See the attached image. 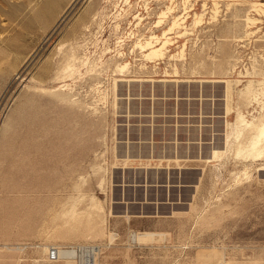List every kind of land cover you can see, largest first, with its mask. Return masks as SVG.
Instances as JSON below:
<instances>
[{"label":"rangeland","instance_id":"rangeland-1","mask_svg":"<svg viewBox=\"0 0 264 264\" xmlns=\"http://www.w3.org/2000/svg\"><path fill=\"white\" fill-rule=\"evenodd\" d=\"M174 16L181 26L167 30ZM152 36L169 39L165 58L137 47ZM128 206L178 213L170 240L130 246L125 218L108 216ZM108 217L122 250L112 264L128 251L130 264H220L224 248L231 264H253L264 0H0V258H20L6 242L99 244Z\"/></svg>","mask_w":264,"mask_h":264},{"label":"bare ground","instance_id":"bare-ground-1","mask_svg":"<svg viewBox=\"0 0 264 264\" xmlns=\"http://www.w3.org/2000/svg\"><path fill=\"white\" fill-rule=\"evenodd\" d=\"M255 3H257L256 1H253ZM173 8L172 7H168V10L167 11H164L161 13V16H166L168 12L172 11ZM199 17V16H198ZM174 21L170 24L169 28L167 30H176L177 28H179L181 26V22H180V19L179 17L177 16H174L173 17ZM197 19V18H196ZM254 20L256 19H252L248 16V21L249 22H255ZM162 20L160 19L159 22H161ZM201 21V19L199 20H196V23H199ZM159 26V25H158ZM166 30V31H167ZM166 31L164 32V34H166ZM169 32V31H168ZM146 38V37H145ZM148 38V37H147ZM153 38H156L157 41L159 40V36H152L150 39H147L146 41L142 42V41H139L137 44V47L139 46V48L142 49L143 51V54L145 56V58L147 59H163L165 58V54H166V51L165 49L167 50V44H169V39H166L165 41H161L158 44H155V42L153 41ZM165 38V37H164ZM142 40V39H141ZM156 41V42H157ZM186 46V45H184ZM184 50V49H183ZM123 68L125 69V66H123ZM255 141V140H254ZM256 142L258 143V141L256 140ZM256 145V144H254ZM216 153V152H215ZM211 160V159H210ZM214 161V160H213ZM238 180V179H237ZM110 216H117L113 211H110L109 213ZM145 216V215H144ZM129 218V217H128ZM109 220V219H108ZM110 229V228H109ZM158 231V230H157ZM100 232V231H99ZM103 232V231H102ZM102 232H100L102 234ZM69 233V232H67ZM97 233V232H96ZM98 234V233H97ZM65 235V234H64ZM62 235V236H64ZM68 235V234H67ZM92 235V234H91ZM35 236V235H34ZM69 236V235H68ZM68 236H64V237H68ZM61 237V236H60ZM58 237V238H60ZM64 237H61L64 238ZM87 237V236H86ZM94 236L92 235V239ZM40 238V237H39ZM78 238V237H77ZM167 238V234L165 233H160V232H156V231H140V232H137V233H133L131 235V241L132 243H136V242H139L140 244L141 243H152V242H155V241H163L164 239ZM43 239V238H42ZM74 239V238H73ZM71 240V242L69 244H60L61 242L57 243H43V242H40V241H34V240H26V241H22V242H12V243H2L4 246L2 247H5L6 249H9L10 252H13V253H17L18 255H20V259L21 260H24V253L26 252V249L27 248H31V249H34L36 252L37 255H34V257H32V261H43V262H48V263H61V262H66V264H78L74 259L72 258H67V259H63V260H58V261H55V262H50L48 261L47 259V252L50 248V246H65V245H75L77 243H80V242H86L88 243L89 240H87V238H83L85 240H82L81 239H74V240ZM116 239V234L110 230H108V245H111L113 243H116L114 242ZM49 240V239H47ZM59 240V239H58ZM69 240V241H70ZM45 242V240H43ZM54 241V240H53ZM54 241V242H56ZM61 241V240H60ZM65 241V240H63ZM49 242V241H48ZM51 242V241H50ZM68 243V241H67ZM131 243V242H130ZM1 245V244H0ZM99 245V251L97 253V256H96V260H95V264H97V259H98V255L100 253V250H101V244H98ZM103 246V245H102ZM110 248V247H109ZM130 249V248H129ZM8 251V252H9ZM7 252V251H5ZM3 253V250L2 252ZM240 253L243 255V250L240 251ZM254 253L252 256H250V260H252L253 264H255L256 262H259L260 260L263 261L264 259V248H261L260 250H255ZM27 255V254H25ZM40 257V258H39ZM247 258V257H246ZM2 259V258H0ZM2 260H9L7 258H4ZM219 263L220 264H231L230 261L228 260V253H227V249H223V251L220 252L219 254Z\"/></svg>","mask_w":264,"mask_h":264},{"label":"crops","instance_id":"crops-1","mask_svg":"<svg viewBox=\"0 0 264 264\" xmlns=\"http://www.w3.org/2000/svg\"><path fill=\"white\" fill-rule=\"evenodd\" d=\"M125 203H127V202H125ZM109 213L110 212H108V216H110L109 215ZM176 214H178V213H176L175 211L174 212H172L170 215H163V214H161V213H157V214H155V215H153V214H138V213H132V211L130 210V207L128 206V208L123 212V213H121V214H116L117 216L116 217H124L125 218V221L128 223V225L130 226L129 227V239H130V246H132L134 243H132V241H131V235L133 234V233H137V232H140L141 230L142 231H156V232H160V233H165V234H167V238L166 239H164L163 241H166V240H170V237H171V233H170V231L166 228V221H167V218H174V217H176ZM145 215V216H144ZM205 215V213H203V212H201V214H200V218H202L203 219V216ZM129 217V218H128ZM133 218H156V219H158L157 221H155V223H150V224H145L144 226H143V228H136V229H132L131 228V220L133 219ZM108 219H109V217H108ZM107 219V222H108V228H109V220ZM203 221V220H202ZM110 229H111V227H110ZM109 229V230H110ZM158 230V231H157ZM112 231V230H111ZM115 234H116V239H115V241L114 242H116L117 241V239H118V237H117V235H118V233L117 232H115V231H113ZM17 234H14V235H12L11 237H9V239H17L18 237L16 236ZM8 237L7 236H3V235H1V233H0V240H2V239H7ZM71 238H60L59 240H57L58 241V243L59 242H61L60 244H67V241H69ZM106 239V240H105ZM61 240V241H60ZM63 240H65V241H63ZM3 241H5V240H3ZM35 241V240H34ZM155 242H158V241H155ZM159 242H161V241H159ZM137 243H139V242H136L135 244H137ZM99 244H101L100 246H101V250H100V253H99V255H98V259H97V264H112L114 261H115V259L117 258V256L119 255V254H122L121 252H122V250H120L119 248V246L118 245H116V243H113V244H111V245H109V246H107L108 245V233H106L105 234V238L103 239V241L101 242V243H99ZM142 244V243H141ZM103 245V246H102ZM110 247V248H109ZM129 248H131V247H129ZM130 250V249H129ZM14 254H17V253H14ZM18 255V254H17ZM37 255V254H36ZM29 256H32V257H34V255H29ZM124 256H125V258H126V264H130V263H133V261H132V259H131V257H130V253H129V251L128 252H126L125 254H124ZM32 257H31V259L29 260V259H25L24 258V260H21L20 258H19V260L18 259H16L15 260V263H12L11 261H9V260H3V261H1L0 262V264H22V262H25V264H66V262H61V263H48V262H43V261H32ZM207 261L206 260H203L202 261V263H195V264H207L206 263Z\"/></svg>","mask_w":264,"mask_h":264},{"label":"built area","instance_id":"built-area-1","mask_svg":"<svg viewBox=\"0 0 264 264\" xmlns=\"http://www.w3.org/2000/svg\"><path fill=\"white\" fill-rule=\"evenodd\" d=\"M99 248V245L96 243H77L75 245L50 246L47 252V259L50 262H55L58 260L72 258L78 264H95Z\"/></svg>","mask_w":264,"mask_h":264}]
</instances>
